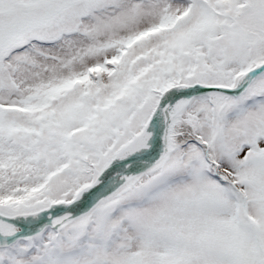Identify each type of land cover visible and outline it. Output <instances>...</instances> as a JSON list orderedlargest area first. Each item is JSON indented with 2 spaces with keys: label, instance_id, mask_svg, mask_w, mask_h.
I'll use <instances>...</instances> for the list:
<instances>
[{
  "label": "rangeland",
  "instance_id": "rangeland-1",
  "mask_svg": "<svg viewBox=\"0 0 264 264\" xmlns=\"http://www.w3.org/2000/svg\"><path fill=\"white\" fill-rule=\"evenodd\" d=\"M263 60L264 0L67 5L0 51V173L13 166L5 138L52 171L45 200L12 209L0 193V211L71 198L133 141L171 82L231 86ZM46 228L1 248L0 264H264V71L237 96L192 97L159 162L57 234Z\"/></svg>",
  "mask_w": 264,
  "mask_h": 264
},
{
  "label": "water",
  "instance_id": "water-1",
  "mask_svg": "<svg viewBox=\"0 0 264 264\" xmlns=\"http://www.w3.org/2000/svg\"><path fill=\"white\" fill-rule=\"evenodd\" d=\"M75 1L77 0H44L31 6L0 9V51L13 47L25 33L45 25L52 15L61 12ZM263 71L264 60L244 71L238 81L231 86L196 81L190 84L174 83L164 88L138 133L148 136V144L144 148L119 157L118 152L127 143L123 145L94 178L78 188L69 199L50 202L47 207L32 212L6 214L0 211V221L17 227L9 234L0 235V248L14 243L18 238L35 235L45 227L57 229L67 220L87 211L130 177L146 171L159 162L167 151L172 119L192 97L213 91L237 96ZM110 180L114 181L106 186ZM258 247L264 262V249L260 245Z\"/></svg>",
  "mask_w": 264,
  "mask_h": 264
},
{
  "label": "trees",
  "instance_id": "trees-1",
  "mask_svg": "<svg viewBox=\"0 0 264 264\" xmlns=\"http://www.w3.org/2000/svg\"><path fill=\"white\" fill-rule=\"evenodd\" d=\"M250 65L252 66L255 64L250 63ZM173 83L171 82L170 85ZM4 140L5 150L2 152V157L4 160L6 158L8 161H11L13 165L10 166L12 169L11 171L3 168V172L0 173V193L3 194V197L7 198V201H10L7 205L12 202L11 208L16 209L19 206V200L28 197L44 198L45 200V197L43 196L45 190L48 188L49 178L52 171L44 170V168H47V164L44 161H42L40 165H35L31 161H25L24 156L26 150L23 145L18 144L13 140L10 141L8 138H5ZM15 175H18L20 179H15ZM27 178L29 179V182L23 188V191H19L20 186L16 185V183L12 185V181H21V179L25 180ZM46 229L51 233L57 234V229H51L49 227ZM57 237H59V235L56 236V238ZM21 240L23 241L24 239ZM25 240H27V238H25Z\"/></svg>",
  "mask_w": 264,
  "mask_h": 264
},
{
  "label": "bare ground",
  "instance_id": "bare-ground-1",
  "mask_svg": "<svg viewBox=\"0 0 264 264\" xmlns=\"http://www.w3.org/2000/svg\"><path fill=\"white\" fill-rule=\"evenodd\" d=\"M139 135V134H138ZM140 139V140H139ZM139 140V141H138ZM141 141V145L139 142ZM148 144V136L139 135L133 141H130L125 147H123L120 152H118L119 157H124L134 150L144 148ZM114 180L108 181L105 185H110ZM17 229L16 226L0 221V235L9 234Z\"/></svg>",
  "mask_w": 264,
  "mask_h": 264
}]
</instances>
